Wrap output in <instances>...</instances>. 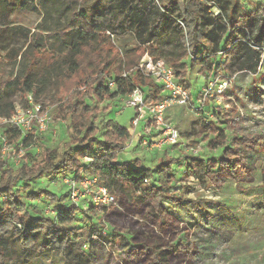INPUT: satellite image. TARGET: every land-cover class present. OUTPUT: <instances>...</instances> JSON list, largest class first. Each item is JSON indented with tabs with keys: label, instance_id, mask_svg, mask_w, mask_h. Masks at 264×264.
Returning <instances> with one entry per match:
<instances>
[{
	"label": "trees",
	"instance_id": "trees-1",
	"mask_svg": "<svg viewBox=\"0 0 264 264\" xmlns=\"http://www.w3.org/2000/svg\"><path fill=\"white\" fill-rule=\"evenodd\" d=\"M206 1L216 5L221 15L211 13V6L199 0H0V53L4 55L0 56V63L13 62L7 77L0 69V117H10L17 104H26L29 92L44 108L57 106L55 118L70 120L74 125L87 114L86 98L104 101L127 96L146 83L147 89L141 86L145 95L150 94L147 98L157 101L162 98L161 88L138 70L146 52L172 67L185 87L190 82L191 70L198 64H209L206 76L221 70L230 74L256 73L264 47V3L248 10L243 0ZM36 9L44 11L45 16L33 31L12 21L15 13ZM10 31L24 37L25 45L7 48L4 42ZM225 33L230 34L224 48L221 36ZM131 41L135 46L129 47ZM216 55L220 61L213 68ZM17 64L20 69L14 71ZM125 72L130 73L129 79L122 76ZM110 79L116 83L114 88L108 85ZM83 87L85 92L80 90ZM18 93L23 100L15 102ZM79 130L81 135L75 136L62 151L44 145L39 161L30 162L29 152L20 167L0 158V264H30L32 259L57 249L70 264L91 262L86 242L73 241L71 231L63 227L77 218L74 204H61L54 217H40L18 193L20 183L36 182L43 174L80 175L86 166L81 161L84 156L93 159L85 173L100 176L103 184L118 194L125 192V186L133 192L143 191L159 223L171 220L164 200L176 199L167 192L175 180V159L164 158L158 165L159 185H146L145 179L153 173L151 168L117 160L130 137L127 128L116 126L105 132L103 139L98 138L99 128L93 123L88 122ZM2 133L11 142L21 137L17 127L3 126ZM23 141L28 148L32 137ZM223 142L218 139L214 145L218 147ZM231 153L230 147L224 148L221 164L238 178L242 159L232 160ZM205 176L211 183L217 181L214 171L202 174L204 183ZM44 195L53 193L40 188L30 194L32 199ZM93 208L90 206V210ZM93 232V228L83 232L84 239ZM106 240L110 242L108 237ZM180 245L185 247V243ZM173 250L159 249L153 260L169 264L168 255Z\"/></svg>",
	"mask_w": 264,
	"mask_h": 264
},
{
	"label": "rangeland",
	"instance_id": "rangeland-1",
	"mask_svg": "<svg viewBox=\"0 0 264 264\" xmlns=\"http://www.w3.org/2000/svg\"><path fill=\"white\" fill-rule=\"evenodd\" d=\"M242 2L248 10H252L264 3V0ZM43 16L44 11L36 9L15 13L12 21L33 31ZM44 34L46 39L48 36ZM229 34L221 36V46L224 48ZM115 41L119 43V39L115 38ZM4 43L9 49L19 48L25 45L26 39L10 31ZM128 45L135 46L134 41ZM262 51V61L256 73L241 71L232 74L234 81L225 94L211 99L216 112L210 114L215 116H210V119H216L217 123L208 124L204 115L209 114L195 110L190 105L186 108L175 106L169 109L167 121L178 128L181 134L174 147L159 150L143 145V136L151 139L155 134L144 135L146 121H140L135 126L132 120L137 114L136 109L124 106L125 96H116L104 101L86 98L88 111L78 125L72 124L70 120L55 118L57 106H53L50 129L44 135H38L39 142L36 138L24 150V154L20 153L19 148L12 146L5 153L0 150V158L26 162L29 152L32 154L30 162L39 161L44 145L59 151L68 148L74 137L81 135L80 127L84 128L88 122L99 128V139H103L105 132L116 126L125 127L130 131V137L118 153L117 160L120 163L129 162L151 168L153 173L146 185H159L161 174L157 172L158 165L164 158L175 159L172 162L175 180L167 192L176 199L164 200L171 220L160 224L152 206L144 199L143 191L133 192L128 186H125L123 194L111 189L117 198L111 206L94 207L90 210L91 204L86 202L88 209L83 211L84 205L80 203V207L75 208L77 218L66 222L63 227L71 231L73 241L86 242L85 250L92 256L91 262L84 261L86 264H158L153 258L162 248L174 249L168 255L169 264H264V50ZM0 56L4 57L2 53ZM219 59V55H216L213 68ZM12 63H0V69H4V77L11 74ZM208 68L209 64H198L191 70L190 82L186 88L194 95L204 85L205 71ZM19 69L17 64L14 71ZM141 86L148 88L146 83ZM82 89L85 87L80 89L85 92ZM15 99V102L23 100L19 93L15 94ZM218 139L224 142L216 147L214 142ZM226 147L232 149V160L242 159L238 178L221 164L220 158ZM194 149L197 150L196 153L193 152ZM84 157L81 159L83 165L84 162L87 163ZM207 170L217 174L215 183L209 182L206 176L205 183L201 179ZM66 175L43 174L36 182L29 181L27 185L20 183L18 193L36 216L54 217L61 204H73L68 197L69 187L63 182ZM68 176L74 177L75 174L70 173ZM40 188L53 195L32 199L30 194ZM91 228L95 232L84 239L83 232ZM72 229L77 231L76 234ZM181 243H185L184 248ZM30 264L70 263L57 249L41 254L32 259Z\"/></svg>",
	"mask_w": 264,
	"mask_h": 264
},
{
	"label": "built area",
	"instance_id": "built-area-1",
	"mask_svg": "<svg viewBox=\"0 0 264 264\" xmlns=\"http://www.w3.org/2000/svg\"><path fill=\"white\" fill-rule=\"evenodd\" d=\"M199 1L210 5L212 7L211 13L214 15H221L220 9L213 3L206 0ZM186 46L189 48L188 42H186ZM262 50H264L263 47ZM138 70L142 76L150 78L155 85L161 88L160 95L162 98L157 101H150L147 98L148 96L150 97V94L145 95L144 89L141 86H137L131 94L125 96L124 106L136 109L137 114L132 120L135 126L140 121H146L144 135L155 134L151 139L143 136L142 144L159 150L174 147L178 144L181 136L178 128L167 121L166 116L171 107L186 108L190 105L195 110L208 113L209 115H204L207 119L205 121L208 124H215L217 123L216 119H210V116L215 117L210 114H215L216 112L211 99L222 97L234 81L232 74L222 70L209 74L205 77V83L200 88L199 93L194 95L191 90H188L177 79L172 67L167 65L163 59L153 57L149 52H146L142 57ZM122 76L129 79L130 73L125 72ZM108 85L110 88H114L116 83L110 79ZM165 93L167 94L165 95ZM52 110V106L44 108L35 100L34 94L29 92L26 95V104H17L15 112L10 117H0V150L5 153V150L12 146L19 148L20 153L24 154V150L27 147L24 145L23 140L31 136L33 143L38 135H44L49 131L53 121ZM3 126H12L20 129L21 137L19 140L11 142L2 133ZM193 152L196 153L197 150L194 149ZM84 159L87 160V163L84 162L86 166L82 169L80 175H75L74 177L64 176L63 182L69 187V200L76 208H79L80 203H82L84 205L83 211L86 210L85 208L88 209L86 202L96 208L113 205L117 199L115 193L103 184L100 176L85 173V168L92 163L93 159L88 156H85ZM10 161L14 166H19L23 162L21 160ZM148 182L149 179H145V183Z\"/></svg>",
	"mask_w": 264,
	"mask_h": 264
}]
</instances>
